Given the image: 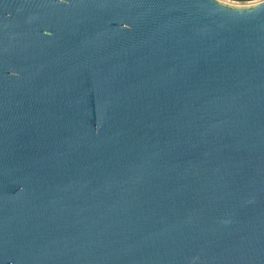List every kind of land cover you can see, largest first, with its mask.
I'll use <instances>...</instances> for the list:
<instances>
[{"label": "water", "instance_id": "obj_1", "mask_svg": "<svg viewBox=\"0 0 264 264\" xmlns=\"http://www.w3.org/2000/svg\"><path fill=\"white\" fill-rule=\"evenodd\" d=\"M0 0V264H264V0Z\"/></svg>", "mask_w": 264, "mask_h": 264}, {"label": "rangeland", "instance_id": "obj_2", "mask_svg": "<svg viewBox=\"0 0 264 264\" xmlns=\"http://www.w3.org/2000/svg\"><path fill=\"white\" fill-rule=\"evenodd\" d=\"M222 1H225V2H228V3H231V4H250V3H253V2H246V3H235V2H231V1H228V0H222Z\"/></svg>", "mask_w": 264, "mask_h": 264}, {"label": "built area", "instance_id": "obj_3", "mask_svg": "<svg viewBox=\"0 0 264 264\" xmlns=\"http://www.w3.org/2000/svg\"><path fill=\"white\" fill-rule=\"evenodd\" d=\"M231 2H234V1H231ZM235 3H239V2H235Z\"/></svg>", "mask_w": 264, "mask_h": 264}]
</instances>
